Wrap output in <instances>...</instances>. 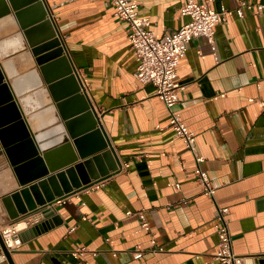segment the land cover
Listing matches in <instances>:
<instances>
[{"label":"crops","instance_id":"crops-1","mask_svg":"<svg viewBox=\"0 0 264 264\" xmlns=\"http://www.w3.org/2000/svg\"><path fill=\"white\" fill-rule=\"evenodd\" d=\"M133 1L158 37L188 20L181 14L186 0ZM209 1L217 10L254 5L243 6L242 16L228 14L216 27L214 45L193 38L178 65L175 108L196 134L195 150L216 187V202L202 191L195 153L169 126L155 86L136 79L127 23L109 0H0V66L38 150L30 158L17 150L11 157L16 165L0 151V264H222L217 204L229 208L234 252L244 264H264V14L256 10L264 0ZM17 9H25L19 19ZM54 38L75 88L84 80L86 91L77 94L89 104L119 167L50 204L49 219L42 213L12 219L3 198L82 161L33 53ZM80 106L77 101L69 111ZM9 114L1 113V128ZM17 133L9 136L20 143ZM99 140L89 138L86 145ZM46 220L48 227L35 228ZM11 225L23 242L7 256L2 231ZM81 247L87 250L76 256ZM138 250L143 255L135 259Z\"/></svg>","mask_w":264,"mask_h":264},{"label":"water","instance_id":"water-1","mask_svg":"<svg viewBox=\"0 0 264 264\" xmlns=\"http://www.w3.org/2000/svg\"><path fill=\"white\" fill-rule=\"evenodd\" d=\"M24 12L25 9H17L15 15L19 19ZM44 16L45 13L42 12L37 18L42 20ZM23 27H25V24ZM58 44L59 40L57 38L51 39L34 46L33 53L37 57V62L41 66L53 99L58 104L61 119L82 161L76 162L65 170L43 177L37 182L3 198L12 219L18 218L20 214L29 216L36 213H42L45 219H49L53 215V211L48 207L50 204L72 194L76 188L82 189L109 177L119 167V162L113 150L109 148L107 141L101 137L98 121L93 119L89 104L83 101V95L77 94L81 90V85L77 84L75 88L74 78L70 75L71 70L67 65H64L63 49L61 47L55 48ZM57 67L59 69L55 73L54 70ZM65 86L70 88L68 91L62 92V88ZM77 101L82 103V107L77 108L79 112H70L71 104ZM2 112H9L10 114L9 121L6 122L8 126L1 128L3 126L0 124V151L5 150L13 165H16L17 161H14L11 157L17 150L24 151L26 153L24 157L26 158L38 154L35 143L30 138L31 133L27 119L21 114L18 102L8 82L5 81V75L0 66V115ZM17 131L19 132L17 134L20 143L12 141V136H9L10 133ZM89 138L100 140L96 145L88 148L86 142L89 141ZM33 164L34 160H30L27 162L26 167L29 168ZM68 180L71 184L68 183ZM15 204L17 209L14 206ZM49 225L50 221L46 220L37 224L35 228L42 230ZM3 246L5 245L3 244ZM5 252L7 256L10 254L7 248Z\"/></svg>","mask_w":264,"mask_h":264},{"label":"built area","instance_id":"built-area-1","mask_svg":"<svg viewBox=\"0 0 264 264\" xmlns=\"http://www.w3.org/2000/svg\"><path fill=\"white\" fill-rule=\"evenodd\" d=\"M109 1L115 8V15L127 23L128 37L137 60V68L134 73L136 79L141 83H151L155 86V95L165 103L169 111V126L195 153L196 174L202 191L215 201L216 187L207 172L200 166L204 159L203 156L195 150L196 134L187 127L180 112L175 108L179 101L178 90L180 87L177 81L178 65L193 38L204 36L214 45L217 25L225 21L228 14L236 12L242 16L243 6L253 9L254 5L242 2L241 6L233 11L226 6L217 10L211 7L209 0H186L181 6V14L188 16L187 22L171 35L158 37L154 31L146 27V20L139 17L137 2L133 0ZM256 10L259 14H264V4H257ZM80 81L81 89L86 91L84 80ZM228 213V207L217 204L215 229L220 248L217 258L222 264H244V258L233 250ZM143 226L149 227L146 220H143ZM2 237L5 247L10 252L18 249L23 242L17 228L13 225L2 231ZM86 250V247L77 248L74 250V254L78 256ZM142 255V252L138 250L134 253V258L139 259Z\"/></svg>","mask_w":264,"mask_h":264}]
</instances>
